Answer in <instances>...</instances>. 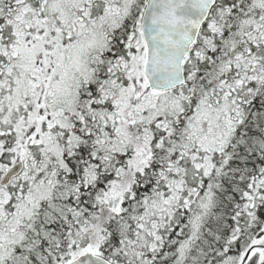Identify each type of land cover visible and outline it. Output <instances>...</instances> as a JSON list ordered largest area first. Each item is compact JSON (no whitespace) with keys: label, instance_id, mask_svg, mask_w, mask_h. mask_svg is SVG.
Here are the masks:
<instances>
[{"label":"snow or ice","instance_id":"obj_1","mask_svg":"<svg viewBox=\"0 0 264 264\" xmlns=\"http://www.w3.org/2000/svg\"><path fill=\"white\" fill-rule=\"evenodd\" d=\"M0 264H264V0H0Z\"/></svg>","mask_w":264,"mask_h":264}]
</instances>
